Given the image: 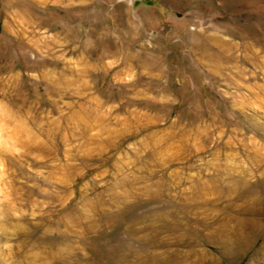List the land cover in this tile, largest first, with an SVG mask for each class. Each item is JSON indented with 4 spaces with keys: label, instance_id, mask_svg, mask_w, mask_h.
<instances>
[{
    "label": "rangeland",
    "instance_id": "rangeland-1",
    "mask_svg": "<svg viewBox=\"0 0 264 264\" xmlns=\"http://www.w3.org/2000/svg\"><path fill=\"white\" fill-rule=\"evenodd\" d=\"M166 259L264 264V0H0V264Z\"/></svg>",
    "mask_w": 264,
    "mask_h": 264
},
{
    "label": "bare ground",
    "instance_id": "bare-ground-1",
    "mask_svg": "<svg viewBox=\"0 0 264 264\" xmlns=\"http://www.w3.org/2000/svg\"><path fill=\"white\" fill-rule=\"evenodd\" d=\"M228 173L230 172H226V176L228 178ZM235 175V174H234ZM234 180H237L236 178ZM196 184L194 185V189L196 190H201L202 188L203 189H206V188H215L216 190L218 189V192H222L224 191V188L225 187H229V188H234L235 186H233L232 184H230L229 186H226L227 184L224 182V181H219V182H216V177L215 176H210V177H207L206 181H202V180H198L195 182ZM219 184V186H217ZM217 192V193H218ZM221 232V231H220ZM224 232V231H223ZM220 234V233H219ZM221 236V235H220ZM220 238V237H219ZM165 261V260H164ZM163 264H171V261H168L166 259V261L163 263ZM175 264V263H174Z\"/></svg>",
    "mask_w": 264,
    "mask_h": 264
}]
</instances>
